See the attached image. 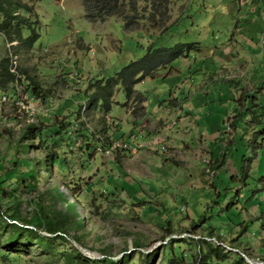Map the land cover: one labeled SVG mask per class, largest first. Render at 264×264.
Segmentation results:
<instances>
[{
  "label": "rangeland",
  "instance_id": "374dc122",
  "mask_svg": "<svg viewBox=\"0 0 264 264\" xmlns=\"http://www.w3.org/2000/svg\"><path fill=\"white\" fill-rule=\"evenodd\" d=\"M15 1L37 38L0 36L18 77L0 90V226L39 207L71 224L51 253L33 241L5 261L0 246V264H65L73 248L126 264H146L137 251L151 264H264V0H174L163 32L90 21L84 0ZM176 43L190 47L135 84L143 102L120 85L109 109L94 101L98 83Z\"/></svg>",
  "mask_w": 264,
  "mask_h": 264
},
{
  "label": "trees",
  "instance_id": "16d2710c",
  "mask_svg": "<svg viewBox=\"0 0 264 264\" xmlns=\"http://www.w3.org/2000/svg\"><path fill=\"white\" fill-rule=\"evenodd\" d=\"M141 3L143 5H140ZM173 3L174 0H84L83 5L85 16L90 21H104L108 17H116L123 21L126 30L134 29L142 23L151 30L163 32L169 27L168 22L171 19V6ZM16 9L30 12L27 4L15 0H0V13L3 14L0 30L7 34L10 41L26 39L28 44L31 45L37 38L33 23L28 20V17L14 14ZM21 27H26L29 31L27 38H22ZM189 47L190 44L183 43H176L168 47H149L142 57L129 62L113 76L103 80L100 84L98 83L94 93V101L102 98L106 109H109L107 99L111 97L113 88L120 85L126 99H132L135 103L137 101L143 102L145 97L134 89L135 84L146 77L153 78L157 70L169 66L168 64L181 56L184 49H189ZM12 67L13 64L10 58L4 57L0 60V90L2 91L18 81ZM36 90L37 85L33 83L32 92L35 94ZM38 131V126L29 124L25 129L24 137L35 138ZM26 179L30 184L34 183V176H29ZM3 181L5 180L0 182ZM9 217L13 219V222L0 226V246L4 250L3 256L5 258L3 260L5 261H9V258H6L5 255L21 253V244L26 247V244H29L28 242L33 243V241L40 245L42 249L50 253L53 252L54 242L56 240H66L68 228L71 224L69 212H44L41 207L37 208V211L28 219H25L22 224H18L17 215L11 214ZM75 224L83 227L81 219L75 220ZM8 228L9 231L6 230ZM41 229L46 232V235L40 232ZM3 233H7L4 239H2ZM72 238L80 243L77 236H72ZM136 247L139 246L136 245ZM59 254L64 259L65 264H126L132 261L128 254H124L118 260L109 255H104L99 259H90L76 248H73L70 252H59ZM136 254L144 256L146 264H151L152 257L150 258V254H144L141 251H137ZM203 263V261H199L197 264Z\"/></svg>",
  "mask_w": 264,
  "mask_h": 264
},
{
  "label": "built area",
  "instance_id": "2783aa9c",
  "mask_svg": "<svg viewBox=\"0 0 264 264\" xmlns=\"http://www.w3.org/2000/svg\"><path fill=\"white\" fill-rule=\"evenodd\" d=\"M3 34H4L3 31L0 30V36H3ZM7 43H9V45H12V43H14V41H10V42H7ZM9 49H10V48H9ZM9 58H10V61H11V63H12V61H13V60H12L13 56H12L11 53H10ZM2 98H3V99H6L5 96H3ZM15 105H17V106H18V105H22V102L20 101L18 95H16V97H15ZM27 107H28L27 109L34 110V109H36V107H38V105L35 106L34 103L29 102V104H28ZM39 109H40L41 112L43 111V109H41V108H39ZM27 111H28V110H27ZM30 114H32V113H30Z\"/></svg>",
  "mask_w": 264,
  "mask_h": 264
},
{
  "label": "water",
  "instance_id": "95a60500",
  "mask_svg": "<svg viewBox=\"0 0 264 264\" xmlns=\"http://www.w3.org/2000/svg\"><path fill=\"white\" fill-rule=\"evenodd\" d=\"M75 244H76V243H75ZM78 248L82 250V247L78 246Z\"/></svg>",
  "mask_w": 264,
  "mask_h": 264
},
{
  "label": "bare ground",
  "instance_id": "6f19581e",
  "mask_svg": "<svg viewBox=\"0 0 264 264\" xmlns=\"http://www.w3.org/2000/svg\"><path fill=\"white\" fill-rule=\"evenodd\" d=\"M94 255V254H93Z\"/></svg>",
  "mask_w": 264,
  "mask_h": 264
}]
</instances>
